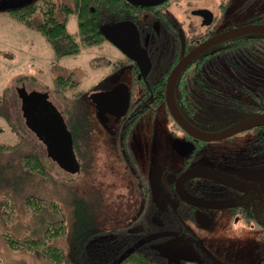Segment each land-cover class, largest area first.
Segmentation results:
<instances>
[{"label":"rangeland","instance_id":"obj_1","mask_svg":"<svg viewBox=\"0 0 264 264\" xmlns=\"http://www.w3.org/2000/svg\"><path fill=\"white\" fill-rule=\"evenodd\" d=\"M30 1L23 0L19 6L26 2L33 4L31 22L34 26L43 22V13L48 7L60 18L66 17L69 7L74 8L73 0ZM16 6L13 1L0 5V128L3 129L0 145L10 149L0 157V165L4 175L15 182L17 178L20 181L14 190L16 199L19 197L20 200L16 201L19 202V215L12 231L18 236H26L42 226L41 217L30 221L26 215L23 205L29 195L50 201L69 217L78 199L85 201L92 213V238L95 237L92 246L100 256L87 252L84 255L86 264H104L98 251L101 246L98 249L95 246L99 242L105 243L106 256H109L116 243L122 244L128 239L118 238L116 233L119 232H108L127 228L136 220L135 228H127L126 232L135 241L134 247L166 257V264H263L262 230L247 224L246 215L232 216L229 210H219L201 211L189 218L181 216V202L166 180L167 173H179L182 164V156L170 146L172 130L179 128L166 106L147 110L137 121L133 137L128 134L122 142L116 140L112 129L106 130L98 122L90 95L94 90L109 89L120 80L128 81L127 74L114 73L113 65L108 62L109 59H123L121 52L102 41L95 46L83 45L76 55L57 57L40 32L19 23L7 13V8ZM170 12L176 15L178 11L171 8ZM67 27L73 36L79 37L75 15H71ZM260 70L263 71V67ZM59 76L71 78L77 85L72 87L69 82L64 88L57 87ZM22 84L29 91L36 89L49 93L70 130L79 134L75 149L80 159L79 173L70 174L61 169L48 156L45 145L26 126L17 92ZM216 105L218 103L214 102L215 113L211 117L216 123L210 127L220 129L235 118L232 112ZM113 126L111 121L109 127ZM29 153L41 159L45 174L35 173L28 177L23 173L21 163L24 160L20 157ZM210 154L211 150L207 155ZM208 158L214 160L215 154ZM253 161L244 159L243 163ZM7 167L10 169L6 170ZM234 174L252 182L256 189L247 198L259 205L250 207L252 218L263 208L264 165L255 168L250 164V167L235 169ZM147 185L153 203L150 207L147 203L141 209V191L145 192ZM151 207L154 215L147 214ZM147 219L150 226L145 224ZM145 226H149L146 232ZM55 244L68 249L71 254L69 238L55 240ZM0 264L54 263L34 250L11 249L0 237Z\"/></svg>","mask_w":264,"mask_h":264},{"label":"flooded vegetation","instance_id":"obj_2","mask_svg":"<svg viewBox=\"0 0 264 264\" xmlns=\"http://www.w3.org/2000/svg\"><path fill=\"white\" fill-rule=\"evenodd\" d=\"M11 1L17 4L15 8L23 2V0H0V5H8ZM159 1L148 0V2ZM128 3L133 7L127 8L126 17L121 16V11H119L116 20L106 22L101 29L113 28L124 22L134 24L138 31L141 48L148 57L149 67L143 72L136 61L113 45L103 33L104 42L113 45L124 57L115 61L109 59L108 62L113 65L114 73L119 72L129 76L127 82L120 80L116 83L127 86L130 95L129 104L125 113L120 117H116L115 111L118 114L121 113V103L115 109L110 108L113 113L107 111L102 121L98 117L95 102L89 99L96 111L98 122L106 130L111 131L112 129L117 141L122 142L128 134L133 137L140 116L147 110L154 109L155 106H166L171 115L167 105L170 75L182 60L191 57V61L178 77L174 89L177 107L191 125L202 132L215 133L239 122L264 116V70H260L264 68V35L261 31V27L264 26V0H164L162 3L152 5ZM171 8L178 11L176 15L170 12ZM11 9V7L7 8V13ZM245 27H256L254 30L259 29L257 31L260 32L249 31L244 34L227 36ZM194 52H198L195 57L192 56ZM227 53L229 61H225L224 54ZM221 59L224 60L220 61ZM246 67L255 68L254 73L238 76L236 69ZM190 72L194 75L187 76L186 74ZM226 72L227 75H225ZM116 84L106 90H94L92 94L109 91L117 86ZM19 88H25L27 95L42 94L41 100L25 103L21 100L25 124L27 109H34L32 117L37 123H41L51 111V105H54L63 116V113L50 99L49 93L36 89L29 91L24 84L17 90ZM191 101L197 102L196 107H192ZM214 102L218 103L217 107L232 112L235 118L220 129L210 127L211 124L216 123L211 118L215 113ZM111 121L114 123L113 128L109 127ZM174 122L179 130H172L173 141L170 146L182 156V164L179 173L168 172L166 180L174 188L176 195L178 179L185 173L192 172L193 169L200 170L202 174L210 172L211 174H223L239 182L234 187L206 177L184 179V190L192 202L209 207L192 204L177 195L183 207L181 216L189 218L200 214L201 211L219 210H229L232 216L246 215L248 218L244 220L247 224L255 225L262 230L264 264V190L263 208L259 210L258 215L254 214L251 218L250 207L259 205L247 198L254 194L256 189L252 182L239 179L234 174V170L240 167H250V164H253L255 168H260L264 165V125L254 126L226 139L205 141L193 137L175 120ZM66 125L73 136L70 125L68 123ZM33 133L37 136L35 132ZM37 138L44 144L38 136ZM74 138L75 136H73L74 151L80 162L75 150L77 143L74 142ZM209 150L211 154L207 155ZM212 154H215L214 160L208 158ZM244 159L254 161L244 165ZM225 176L222 177L226 179ZM211 204L223 207L211 208Z\"/></svg>","mask_w":264,"mask_h":264},{"label":"trees","instance_id":"obj_3","mask_svg":"<svg viewBox=\"0 0 264 264\" xmlns=\"http://www.w3.org/2000/svg\"><path fill=\"white\" fill-rule=\"evenodd\" d=\"M73 4L74 8L69 7L66 12V17L64 16V18H60L58 15H55L54 10L48 7L43 13L44 20H42L43 22L41 21L42 23H40L39 26H34L31 22V15L33 13L32 3L12 8L8 13L12 14L19 23L31 29L35 28L36 31L40 32L57 57H65L80 53L83 45L95 46L96 44L104 41L105 36L101 29L102 26L106 22L116 20L119 11H121V16L126 17L128 13L127 8L133 7L124 0H73ZM104 14L106 15L104 16ZM71 15H75L77 18L79 37L73 36L68 30L67 26ZM224 57L226 59L225 61H229L230 58H228V53L224 54ZM222 60L224 59H221L220 61ZM220 69L222 70L221 65ZM228 69L225 70L228 71ZM254 71L255 68L250 69L247 67L236 69L238 76L252 75ZM186 75L193 76L194 74L190 72ZM225 75H227V72ZM56 82L57 87L60 88H64L69 82L72 87L77 85V82H74L71 78L65 79L62 76H59L56 79ZM191 103L192 107H196V101H191ZM2 131L3 129L0 128V133ZM72 132L73 136H75L74 142L77 143L79 134L74 132V129H72ZM9 151V147H6V145H0V157ZM20 158L21 160H24V163H21L23 165H21L23 173H26L28 177H33L35 173H46L42 161L37 155L29 153L23 158ZM1 169L2 164L0 165V237L6 241L7 245L11 249H30L37 251L40 253V256L47 258L54 264H86L84 255H86L87 252H91L92 255H96L100 258L92 246L93 240L95 239V237L92 238L94 219L92 218V213L89 212L88 205H86L85 201L83 202L76 199L72 215L69 217L64 214L61 209L51 204L50 201L40 197H34V195H29L26 197L27 199L23 205L26 210V215L30 221L34 218L38 219L41 217L40 222L42 226L38 231L34 230L32 233L29 232L26 236H18L15 232H13L11 229L12 225L19 215V202L17 204L16 201L17 199L18 201L20 200L19 197L16 199L14 190L17 189L16 186L20 183V181L17 178L15 182L12 177L4 175V172ZM8 169L10 168L7 167L6 170ZM146 188L145 192L141 189L143 199L142 208L145 207V205L147 206V203L149 204V207L150 205L152 206L153 203L151 189L148 185ZM146 200H148V202ZM151 208L153 209V207ZM152 209L147 212L148 215L155 214V212L152 214L154 211V209ZM136 221L129 223L127 228L134 229ZM149 221L145 224L150 226ZM149 226L144 227V232L148 231ZM127 228L108 232H119L116 233L118 238L123 236L128 239L122 244L116 243V248L111 250L109 256H106L105 243L99 242L100 244L95 246L96 249L99 248L98 246H101L98 251L101 252L102 263L166 264V257L146 249L135 248V241L132 240V238H129V235L126 233L128 232ZM68 238L71 242V254L68 249H64L55 244V240ZM123 246H125V248L122 250Z\"/></svg>","mask_w":264,"mask_h":264},{"label":"water","instance_id":"obj_4","mask_svg":"<svg viewBox=\"0 0 264 264\" xmlns=\"http://www.w3.org/2000/svg\"><path fill=\"white\" fill-rule=\"evenodd\" d=\"M133 5H152L162 3L164 0H160L159 2H148V0H127ZM256 27H245L240 28L232 33L227 34V36L244 34L247 32H260L257 31L259 29L254 30ZM261 31L264 35V26L261 27ZM103 33L106 38L115 45L118 49H120L123 53H125L129 58L136 61L140 67V69L145 72L149 67L148 57L146 52L141 48L139 35L137 28L134 24L129 22H124L115 25L113 28H103ZM198 52H194L192 55L195 57ZM191 58H187L182 60L172 71L169 81H168V90H167V105L170 110L171 116L174 120L181 126L186 132L197 139H202L205 141H218L222 139H226L231 137L232 135L250 129L254 126L264 125V116L251 118L237 124L232 125L231 127L215 133H206L198 130L193 125H191L180 113L175 97H174V89L175 84L180 76V74L187 67ZM19 97L22 102H29L32 100H41L42 94L34 93L27 95L25 88H19L17 90ZM91 100L95 102L98 117L103 121L105 114L108 112L113 113L110 108H116L121 103L122 111L121 113H117L115 111L116 117H120L123 113H125L127 105L129 104V90L125 84H118L113 89L109 91L94 93L91 95ZM39 103V102H38ZM51 111L43 118L41 123H37L33 119L34 109L28 110L25 114L26 124L27 126L37 134V136L44 142L47 150L48 156L57 163V165L63 169L64 171L70 174H77L80 172V164L77 160L74 151V143L73 136L71 132L68 130L67 125L64 121V117L58 111V109L51 105ZM192 172L185 173L183 177L178 179L176 183V192L177 195L192 204L209 207L204 204L193 203L192 200L188 197L189 195L185 192L183 187L184 179H188L191 177H206L209 179H214L216 181L222 182L223 184L234 186L239 184L238 181L232 179L230 177H226L223 174L217 173H200V170L193 169ZM192 173V174H191ZM222 176H225L226 179ZM230 181V182H229ZM211 208H221L218 204H211Z\"/></svg>","mask_w":264,"mask_h":264}]
</instances>
